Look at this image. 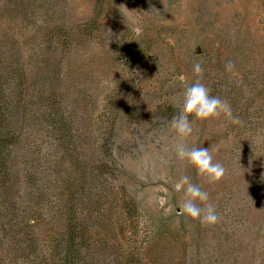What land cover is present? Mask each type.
I'll use <instances>...</instances> for the list:
<instances>
[{
	"label": "rangeland",
	"instance_id": "1",
	"mask_svg": "<svg viewBox=\"0 0 264 264\" xmlns=\"http://www.w3.org/2000/svg\"><path fill=\"white\" fill-rule=\"evenodd\" d=\"M197 63L239 118L188 140L219 183L175 151ZM62 263L264 264V0H0V264Z\"/></svg>",
	"mask_w": 264,
	"mask_h": 264
},
{
	"label": "clouds",
	"instance_id": "2",
	"mask_svg": "<svg viewBox=\"0 0 264 264\" xmlns=\"http://www.w3.org/2000/svg\"><path fill=\"white\" fill-rule=\"evenodd\" d=\"M234 68L235 65L231 61L225 65L228 72H233ZM194 72L198 78L184 90L180 114L171 121L172 128L180 137V142L175 145V151L177 158L193 166L198 175L206 177L209 183H219L226 176L225 167L214 161L209 148L190 147L188 140L192 136L195 121L205 122L223 118L235 124L239 123V118L234 115L227 100L211 95V90L202 82L204 68L201 64H195ZM190 116L194 119L190 120ZM177 189L183 192L179 206L187 217L205 226L219 223L220 216L209 203L207 191L193 184L187 175L180 178Z\"/></svg>",
	"mask_w": 264,
	"mask_h": 264
},
{
	"label": "trees",
	"instance_id": "3",
	"mask_svg": "<svg viewBox=\"0 0 264 264\" xmlns=\"http://www.w3.org/2000/svg\"><path fill=\"white\" fill-rule=\"evenodd\" d=\"M61 240L63 241V243L61 244L60 242H57L58 244L56 245V247H72L73 243L75 242V237L73 233L69 232L63 235Z\"/></svg>",
	"mask_w": 264,
	"mask_h": 264
}]
</instances>
